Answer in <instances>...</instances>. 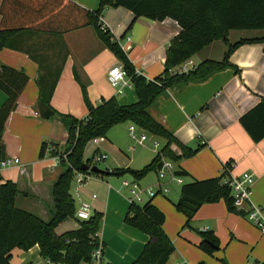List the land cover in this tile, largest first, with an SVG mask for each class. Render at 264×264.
I'll use <instances>...</instances> for the list:
<instances>
[{
    "label": "crops",
    "instance_id": "crops-1",
    "mask_svg": "<svg viewBox=\"0 0 264 264\" xmlns=\"http://www.w3.org/2000/svg\"><path fill=\"white\" fill-rule=\"evenodd\" d=\"M5 1L6 14L12 24L50 22L61 27L63 20L77 21L78 7L96 11L101 2L63 0L68 8L64 10L55 8V0H0V25ZM101 24L119 42L136 72L147 80L163 74L167 49L181 31L173 19L162 22L144 17L136 19L131 11L122 7H107ZM263 37L264 30H234L229 33L228 43ZM16 45L21 51L5 48L0 52V65L23 70L29 82L7 120L3 145L5 157L19 158L21 163L1 169L0 184L15 183L19 191L16 206L48 222L54 209L52 187L65 171L61 164L55 165L57 156L53 155V148L57 145L58 152L64 150L68 129L60 118L44 117L45 110L38 103V80L44 73L56 75L59 72L51 106L60 114L80 120L89 113L83 85L95 107L112 98L122 105H132L138 98L133 86L126 88L123 96L116 95L109 83L108 72L119 60L106 48L92 26L62 35L25 33ZM227 49L226 42L215 41L186 63L195 69L207 60L221 62ZM229 62L238 72L234 67L227 68L204 80L172 87L148 109V113L180 144L191 149L201 147L196 155L174 163L175 176L160 179L157 171L142 180L130 175L95 177V183L102 189L101 199H93V195L86 203L91 205L92 215L103 216L98 236L104 245L105 264H133L149 240L148 235L125 222L130 198L124 196L121 189L124 181L134 180L142 191L156 192L150 201L164 215L163 229L175 247L167 264H264V234L241 214L230 212L224 201L204 204L189 227L186 216L174 206L185 184L219 178L223 166L230 163L232 177L240 178L246 174L255 177L252 201L264 209V139L253 141L240 123V119L264 99V43L239 46ZM6 98L0 89V108ZM132 125H117L107 137L88 143L94 145L92 156L96 153L107 156L104 170H142L156 157L154 144L157 141L152 139L146 145L147 139L143 145L138 144L137 140L146 131L136 126L133 137L130 133ZM45 143L48 150L45 158L40 159ZM171 150L182 156L176 145H172ZM180 171L188 175L177 176ZM177 177L181 183L177 182ZM203 231L213 232L219 241V249L212 255L199 248ZM33 249L39 252L38 246Z\"/></svg>",
    "mask_w": 264,
    "mask_h": 264
},
{
    "label": "trees",
    "instance_id": "trees-1",
    "mask_svg": "<svg viewBox=\"0 0 264 264\" xmlns=\"http://www.w3.org/2000/svg\"><path fill=\"white\" fill-rule=\"evenodd\" d=\"M57 1H61L57 4ZM55 8L68 10L63 0L54 1ZM6 1L1 8L2 22L0 25V52L7 48L21 51L16 43L25 33H47L62 35L63 33L92 26L105 44L106 48L124 65L132 80L137 94V102L132 105H122L116 98L103 101L101 105L93 106L88 98L87 88L82 86L88 116L82 120L73 116L58 113L51 106L60 73H44L38 80V103L44 108L45 118H60L68 129L66 147L58 152L54 146L53 155H66L61 162L65 171L52 187L54 209L50 221H44L38 216L16 206L18 187L7 181L0 184V264H13V250L29 252L34 247L40 249V257L49 259L55 264L89 263L97 243L93 236L100 230L102 214H93L88 221L78 222V228L63 234H57V228L64 222L76 217V203L71 195V185L76 172L84 164V152L92 140L107 137L109 131L120 124L132 123L140 129L166 141V145L156 155L151 164L142 170L114 169L110 176L124 177L130 175L136 180H142L152 172H157L162 166V158L177 163L182 158L196 155L201 147L191 149L180 144L174 136L158 123L148 109L168 89L193 81H201L211 74L234 67L229 62L231 54L241 45L247 43H264L260 39L241 40L235 44L228 43V36L234 30L260 31L264 30V0H101L96 11H87L78 7L77 21L63 20V27L53 23L34 25L33 22L12 24L6 14ZM107 7L125 8L131 11L135 18H147L162 22L166 19L175 20L180 33L172 40L168 49L163 74L154 80H147L138 75L119 42L113 34L101 24L102 15ZM66 8V9H65ZM68 12V11H65ZM215 41H224L228 49L221 62L207 60L202 62L188 74H177L175 71L192 59L197 53ZM235 71L238 72L237 68ZM29 82L23 70H17L0 65V89L6 94V101L0 108V158H4L3 135L11 113L17 108L20 95ZM241 125L253 141L264 139V99L255 108L240 119ZM176 145L182 156H177L171 146ZM48 144L42 145L40 159L45 158ZM232 166H223L222 176L205 181H194L185 184L181 189L179 201L174 204L176 210L186 216V226L204 204L224 201L230 212L240 214L234 207V196L231 188L225 184L230 177ZM89 173V172H84ZM92 176L105 178L108 176L91 173ZM177 176H187L185 171ZM125 222L146 235L149 240L141 255L133 264H167L175 247L163 229L164 215L149 201L143 205L130 203ZM202 242L199 248L212 255L219 249V241L213 232L200 233Z\"/></svg>",
    "mask_w": 264,
    "mask_h": 264
},
{
    "label": "built area",
    "instance_id": "built-area-1",
    "mask_svg": "<svg viewBox=\"0 0 264 264\" xmlns=\"http://www.w3.org/2000/svg\"><path fill=\"white\" fill-rule=\"evenodd\" d=\"M193 69L194 68H191L187 63H184L175 71V73L188 74ZM108 80L110 85L115 89L116 95L118 96H123L125 89L133 86L131 78L128 76L124 65L120 61H118L110 68L108 72ZM135 127H136L135 125H132L130 127V133L131 136L133 137H135L134 136ZM146 140H147L146 135H141L140 138L137 140V142L138 144L143 145L146 142ZM158 146L159 143L155 142L154 147L157 149ZM157 155L162 156L160 152H157ZM63 158L64 160H66V155H63ZM63 158H61V156H57L55 158V165L61 164ZM106 158H107L106 155L101 153H96L92 156L91 158L92 163L89 164V166L90 167L98 166L97 164L104 161ZM161 158H162V166L158 170L159 178L164 179L167 175H170L172 177L175 176L174 163L166 160L164 157ZM20 163L21 160L19 158L2 157L0 158V170L19 166ZM75 174L76 175L74 178H76L79 183H84L87 181L89 177H91L90 173L76 172ZM175 179L177 180L178 183H181V179L179 177ZM224 182L232 190V194L234 196V207L236 208V210L240 212V214L249 223H251L253 226H255L264 234V209L261 206L254 204L252 201V195H253L252 188L255 182V177L251 174H246L240 178H235L232 177L230 174V177H227ZM123 186L125 188H130L131 194L134 195L133 198H130V203H139V202L143 203V200L140 197L142 191L136 180H134L133 182L124 181ZM147 192L150 197L156 195V193L151 189ZM96 198L97 196L94 195L93 199ZM91 211H92L91 205L89 203L82 202L80 208L76 212V219L80 221H88L92 217ZM93 239L96 240L97 246L93 251L91 260L88 264H105L103 260L104 245L102 241L99 239L98 233H96L93 236ZM29 264L32 263L30 262ZM35 264H55V263H53L49 259L41 258V261Z\"/></svg>",
    "mask_w": 264,
    "mask_h": 264
},
{
    "label": "rangeland",
    "instance_id": "rangeland-1",
    "mask_svg": "<svg viewBox=\"0 0 264 264\" xmlns=\"http://www.w3.org/2000/svg\"><path fill=\"white\" fill-rule=\"evenodd\" d=\"M144 134L146 135V137L148 139L146 142V145L149 144L150 140H152V139L156 140L159 143V146L157 148V152H160L162 150V148L165 146L166 141L164 139H161L159 137H155L148 132H144ZM93 150H94L93 144L90 143L86 146L85 152H84L85 160L91 159L92 154H93ZM105 162L106 161H102V162L98 163L97 164L98 167L100 169L104 170L105 169ZM98 186L95 183V177L94 176L89 177L87 179V181L84 183H79L77 181V179L74 178L72 185H71V195L73 196V198L75 200L77 210L80 207L82 201L90 202L93 195H96L98 197V199H101L102 189L100 186L99 187ZM130 190H131L130 188L123 187L121 189V192L127 198H133L134 195L131 194ZM140 197L143 200V203L139 202L138 203L139 205H143L152 199V197L149 196L147 191H142V193L140 194ZM92 212H93V210H92ZM77 225H78V222H77L76 217H75V218L70 219V220L64 222L63 224H61L57 228L58 229L57 232L61 234L64 231L75 229ZM39 253H40V249H39V252L36 249H31L29 252H23V251H20L18 249H15L12 252V254H13L12 263L13 264H29L30 261H32L31 263L35 264V263L41 261V258L39 257ZM82 264H87V263L83 262Z\"/></svg>",
    "mask_w": 264,
    "mask_h": 264
},
{
    "label": "water",
    "instance_id": "water-1",
    "mask_svg": "<svg viewBox=\"0 0 264 264\" xmlns=\"http://www.w3.org/2000/svg\"><path fill=\"white\" fill-rule=\"evenodd\" d=\"M81 170L83 172H89L90 174H97V175H105V176H109L110 172L106 171V170H102L100 169L98 166H92L90 167L88 164H84L81 168Z\"/></svg>",
    "mask_w": 264,
    "mask_h": 264
}]
</instances>
